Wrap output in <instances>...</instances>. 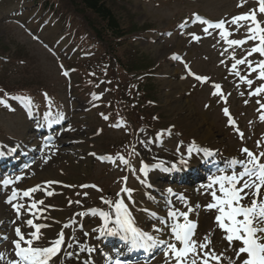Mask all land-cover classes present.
<instances>
[{"label":"rangeland","instance_id":"rangeland-1","mask_svg":"<svg viewBox=\"0 0 264 264\" xmlns=\"http://www.w3.org/2000/svg\"><path fill=\"white\" fill-rule=\"evenodd\" d=\"M100 1L111 9L120 27L136 40L139 64L136 67L155 74V78L147 81L145 91L148 95L129 87L128 103L119 96L118 85L105 78L107 63L96 73L84 67L87 59L96 60L99 56L98 47L89 42L85 34L90 33V24L103 28L104 23L78 0H47L53 7L60 3L69 15L68 21L75 23L74 28L67 29L53 24L55 19L52 21L51 15L41 10L40 5L46 0L25 6L19 0H0V82L5 92L12 93L9 96L0 92V100L4 101L0 103V151L13 145L37 148L38 142L29 144L30 125L33 122L37 125L40 119L49 115L55 124L63 122L66 125L65 134L54 141L52 150L44 153L35 168L13 183V188L23 194L31 187L41 188L44 186L41 180L49 179L35 204L36 211L43 209L46 213L40 239L36 241L37 247L41 248L51 245L63 229L70 227L67 218L77 207L89 204L91 207L96 203L102 210H110L112 205L104 201L123 200L134 211L140 229L152 234L160 223L146 211L166 215V210L160 211L153 206L161 201L158 193L163 195L166 191L159 189L153 193L151 187L158 182H164L167 188L175 187L174 182L166 180L169 173H164L161 165L169 169L183 159L193 167H199L195 160H190L189 148L209 149L216 152L218 158L242 160L247 158L242 152L244 148L257 155L264 152V92L256 93L258 88L264 87V79L258 71L248 67V64L256 67L261 58L249 55L251 47L229 43L231 39L242 41L249 34L247 22H242L245 26L239 30L226 23L225 29L231 35H222V30L205 33L200 23L188 27L193 14L213 20L225 18L226 21L246 14L255 9L253 0ZM240 4L243 6L239 7ZM49 20L50 24L46 25ZM182 24L185 26L181 27ZM145 31L148 33L143 34ZM76 33L78 38H75ZM108 44H113L111 39ZM124 47L120 54L125 53ZM176 55L182 57V61L175 59ZM239 59L246 62L233 69L232 65ZM94 62L100 64V61ZM81 73L85 82L80 79ZM196 76L209 79L203 82ZM248 80L252 81L251 85ZM141 95L151 99L148 108L138 106ZM26 98H30V103ZM23 108L32 112L33 121L27 120L26 113L21 111ZM135 109L146 111L149 118L155 115V120L145 126L139 125L142 112L137 113ZM230 118L235 119L237 126L229 124ZM168 125H173L175 131L161 132ZM202 155V152L193 151L191 158L197 157L198 161ZM145 165L148 166L147 174L141 171ZM208 184H202L196 192L190 191L194 204L186 202L178 205V209L185 210L190 204L196 217H200L195 240L203 242L208 237L211 240L209 248L217 255L223 253L225 257L235 259L226 233L216 221L218 211L206 207L214 200L210 192L216 190V187L208 189ZM124 188L132 190L130 197L122 191ZM8 191L10 189L6 194ZM261 191L264 192V188ZM3 193L0 190V219L10 215L6 231L9 235L11 225L16 226L15 218L19 225L23 216L3 205L6 195ZM150 195L158 201L149 204L146 198ZM29 202L20 205L31 208ZM196 205H199L198 209ZM87 215L79 212L75 217L85 219ZM99 221L87 218L84 222L88 227L86 230H94L100 225ZM77 227L78 224L75 226L78 233ZM34 230V227L30 228L32 232ZM161 234L155 232L154 235ZM166 238L165 235L164 240ZM233 243L235 247L239 242ZM1 254L2 263L12 261L10 245H4ZM244 258L242 255L241 260ZM150 264H174V261L164 255ZM220 264H228V260L222 259Z\"/></svg>","mask_w":264,"mask_h":264},{"label":"snow or ice","instance_id":"snow-or-ice-1","mask_svg":"<svg viewBox=\"0 0 264 264\" xmlns=\"http://www.w3.org/2000/svg\"><path fill=\"white\" fill-rule=\"evenodd\" d=\"M258 12L264 14V0H257ZM242 7L243 5H238ZM196 22L205 25L203 31L207 33L210 28L222 30V35H231L225 29L226 23L236 26V30L240 27H244V23L247 22V31L251 33L248 39L259 40V46L253 47L249 52L259 53L264 56V22L257 19V9H252L246 14L232 17L231 20L225 21L221 19L218 22H212L209 19H205L199 14H193ZM186 23V22H185ZM185 25L182 24L181 27ZM199 39V37H195ZM231 45H240L247 43V40L241 41L236 39L229 40ZM179 59V57H175ZM244 59L236 60V63L232 65L233 69H236L237 65L244 64ZM248 67L252 71H258L261 79H264V61H261L256 67L252 64H248ZM190 71V70H189ZM239 74V72H237ZM67 75V73H65ZM193 75H195L193 73ZM197 80L206 82L209 78L196 76ZM242 79H245L242 77ZM249 85L252 84L251 80H248ZM219 88V85H214ZM264 92V87L258 88L256 93L259 94ZM46 95V94H45ZM30 103V98H26ZM0 103L4 101L0 100ZM227 113L228 110L224 109ZM264 118V117H262ZM242 135V134H241ZM193 151L197 153H203L205 156L213 155L209 149H188V156L191 158ZM242 152L246 154L247 158L243 160H231V165L239 167L238 172L229 171L228 174L214 177L212 182L207 185L208 189H213L214 186H218L217 190H212L210 195L214 199V203H209L206 207L209 209H217L219 215L216 216V221L221 229L226 233V239L229 242V247L232 248L235 259L231 257H225L223 253L219 255L209 248L211 240L208 237L204 238L203 242H198L193 239L195 235L196 223L189 219L190 212L194 209L188 205L187 211H179L175 208H170L168 217H170L173 223L169 226L168 220L157 217L158 222L161 225L168 226L170 229V238L168 240L160 239L158 236H154L149 232L138 229L134 226L133 219L130 214V210L123 200L117 202L104 201L106 204L112 205L115 209V226L113 228H107L108 222L111 218L110 213L101 211L100 215L104 217L105 227L102 231H107L110 234H115L118 230L123 229L126 233L131 234V243L133 247L144 248L147 250L151 247H161L164 250L165 256H170L171 261L174 264H210L214 261L215 264H220L222 259H227L228 264H236L239 260L240 264H264V192L261 191L264 188V152L259 155L254 154L249 149L244 148ZM101 159H109L108 157H102ZM123 160V157H121ZM125 164L127 160L123 161ZM181 166L188 164V160L179 161ZM176 167V165H173ZM148 166L145 165L141 171L147 174ZM167 170V169H165ZM127 179L126 177L124 178ZM5 185L11 183V181H5ZM95 187V186H93ZM28 190L23 192V196H30L31 191ZM123 192L131 194V189L124 188ZM217 191L220 195L217 196ZM169 193L176 195L172 192V189H168ZM51 194V193H49ZM18 198V192L13 191V194L6 201L12 204L13 200ZM180 200H184L183 195H179ZM247 200V203L242 201ZM39 203H43L40 201ZM13 207L17 211L18 216L20 215V209L23 205L13 204ZM33 207H36L33 204ZM199 208V205H196ZM30 211V209H29ZM153 216L156 214L153 213ZM242 217V219H241ZM183 218V222H181ZM26 224L30 227H34V231L28 234L29 238H25V234L21 232L19 227L16 228V235L19 237L18 240L14 241L15 244V255L18 257L17 260L10 261L9 264H50L54 257H57L64 246L63 234L55 240L49 247H33L34 241L40 239V227L34 225L33 220L29 219ZM164 229L161 227H155V232H162ZM233 241L239 242L233 247ZM180 245L178 247L177 245ZM71 247V245H69ZM205 249H208L205 251ZM84 251H90V249H83ZM73 253H68L71 257ZM245 258L241 260V256ZM0 259H3V255L0 254ZM114 264H122L119 259L115 260Z\"/></svg>","mask_w":264,"mask_h":264},{"label":"trees","instance_id":"trees-1","mask_svg":"<svg viewBox=\"0 0 264 264\" xmlns=\"http://www.w3.org/2000/svg\"><path fill=\"white\" fill-rule=\"evenodd\" d=\"M34 1L38 3L42 0H27ZM81 5L92 12L95 17H97L100 21L104 23L103 28H100L101 25L95 26L90 24L91 31L96 35L97 38H100L102 33L106 31L109 37L115 39H121L123 36V30L121 29L119 22L116 16L113 14L110 8H108L103 2L100 0H78Z\"/></svg>","mask_w":264,"mask_h":264},{"label":"bare ground","instance_id":"bare-ground-1","mask_svg":"<svg viewBox=\"0 0 264 264\" xmlns=\"http://www.w3.org/2000/svg\"><path fill=\"white\" fill-rule=\"evenodd\" d=\"M49 179H45V180H41L42 182H46V181H48ZM34 182V181H33ZM165 185H160V187L162 188V187H164ZM39 216L38 215H33V217H32V219H33V221L35 222V220L38 218ZM118 232V231H117ZM117 232L115 233V234H111V235H116L117 234ZM96 242V241H95ZM97 243V242H96ZM64 246H67V245H65L64 244ZM63 246V247H64ZM68 247V246H67ZM70 248H72V246L70 247ZM97 252H98V254H97ZM105 257H104V254L102 253V250H101V247L100 246H98V248H97V250H96V253L94 254V256L93 255H91V256H86V254H84V255H78V254H76V255H72L69 259H67L66 261H65V263L66 264H82V262H81V260H85V261H89V260H92L93 262L94 261H100L101 262V260L102 259H104ZM107 259V258H106ZM64 261V260H63ZM104 262H105V260H104Z\"/></svg>","mask_w":264,"mask_h":264}]
</instances>
